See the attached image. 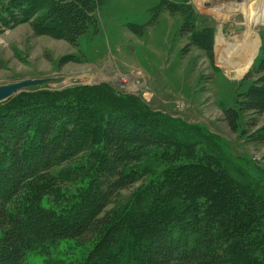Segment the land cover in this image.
<instances>
[{"label":"rangeland","instance_id":"obj_1","mask_svg":"<svg viewBox=\"0 0 264 264\" xmlns=\"http://www.w3.org/2000/svg\"><path fill=\"white\" fill-rule=\"evenodd\" d=\"M238 2L214 9L203 0L23 1L17 10L33 15L17 24L0 7V86L47 80L0 103V114L13 112L20 98L45 94L100 118L95 146L49 173L40 207L60 212L75 205L101 157L104 120L123 116L168 136L175 147H134L136 159L125 172L136 182L101 219L130 211L145 188L162 207L182 172L216 176L244 194L234 210L247 218L242 232L221 246L225 264H264V113L248 110L264 95V74L257 73L264 23L247 32L245 16L233 10ZM244 36L257 50L236 79V63L221 62L237 59ZM127 79L138 88L127 87ZM98 238L57 240L24 253L20 264H79Z\"/></svg>","mask_w":264,"mask_h":264},{"label":"trees","instance_id":"obj_2","mask_svg":"<svg viewBox=\"0 0 264 264\" xmlns=\"http://www.w3.org/2000/svg\"><path fill=\"white\" fill-rule=\"evenodd\" d=\"M23 1L34 0H0L1 9L10 12L5 15L9 23L33 15L17 10ZM257 73L264 74V61ZM13 103V112L0 114V264H20L24 253L57 240L96 235L92 251L79 264L226 263L221 246L242 232L247 218L234 210L244 194L216 176L179 173L176 190L162 206L165 212L153 189L145 188L130 211L110 222L101 219L110 202L136 182L125 172L136 159L134 147H175L168 136L123 116L104 120L101 157L75 205L60 212L40 207L49 173L95 146L100 118L97 112L58 104L45 94ZM248 110L262 115L264 95ZM31 187L37 191L29 192Z\"/></svg>","mask_w":264,"mask_h":264},{"label":"bare ground","instance_id":"obj_3","mask_svg":"<svg viewBox=\"0 0 264 264\" xmlns=\"http://www.w3.org/2000/svg\"><path fill=\"white\" fill-rule=\"evenodd\" d=\"M203 1L207 2L209 0H206V1L203 0ZM215 1H219V0H215ZM221 1L218 5L222 7L223 5L221 4L222 3ZM244 1L224 0L223 2L226 4H228L229 2H232L231 6H233L234 4H236V2H238V4L235 6L233 10H236V11L239 10L245 16L246 29H247V32L250 33L251 31L250 26L264 23V1L263 0H246L245 2ZM212 8L216 9L218 8V6L216 5V6H213ZM246 39L247 38L245 36L241 39L242 47L244 48L241 50V52L238 53L237 55L238 57L236 60L234 61L223 60L221 62L222 65L224 66L233 64V62L236 63V65L233 67V73L236 79H240L243 76V74L249 69L254 59V56L256 54V50H257L256 43L255 42L248 43L249 41L246 42ZM111 79L113 80V77H111ZM126 85L127 87H129L130 85L131 89L138 88V85H136L134 82H131L128 79L126 80Z\"/></svg>","mask_w":264,"mask_h":264},{"label":"water","instance_id":"obj_4","mask_svg":"<svg viewBox=\"0 0 264 264\" xmlns=\"http://www.w3.org/2000/svg\"><path fill=\"white\" fill-rule=\"evenodd\" d=\"M220 1L221 0H209L205 2L204 6L205 8H212L213 6H218ZM223 1L221 2L223 3ZM228 5L231 6L232 2H229ZM46 81L47 80H23L9 85L0 86V103L6 102L7 100L11 99L15 94L20 93L24 89L38 86L40 84L45 83Z\"/></svg>","mask_w":264,"mask_h":264}]
</instances>
